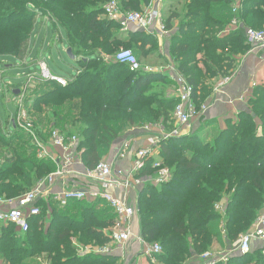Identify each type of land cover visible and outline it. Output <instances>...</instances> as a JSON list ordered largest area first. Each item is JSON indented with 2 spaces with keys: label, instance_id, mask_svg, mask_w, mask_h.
Here are the masks:
<instances>
[{
  "label": "trees",
  "instance_id": "1",
  "mask_svg": "<svg viewBox=\"0 0 264 264\" xmlns=\"http://www.w3.org/2000/svg\"><path fill=\"white\" fill-rule=\"evenodd\" d=\"M108 1L0 0V63L15 64L24 58L37 14L64 30L78 69L67 76L65 86L50 81L43 92L34 93V100L26 99V105L32 102V109L39 113L37 124L79 138L82 163L88 169L115 146L119 149L121 138L132 127L160 123L171 128L177 104L176 97L152 90L158 83L172 85L165 74L131 71L111 57L121 44H128L142 63L157 44L138 28L122 37L116 31L120 23L103 14ZM150 2L119 0V5L122 11H139ZM231 4V0H188L184 10L169 12L163 19L166 29L179 19L170 58L192 85L197 105L210 92L211 79L235 70L237 57L250 47L244 28L221 33L235 16ZM239 6L236 15L245 27L264 29V0H241ZM157 157L170 169V177L153 185L148 178L154 175L156 157L144 160L136 175L143 182L137 189L135 216L141 239L160 245L161 251L153 254L159 264H188L220 243L222 236L237 239L264 207V86L255 85L245 109L227 117L224 125L202 120L190 133L162 140ZM54 169L50 159L38 157L26 134L16 127L10 131L0 119V197L24 194ZM219 201H224L222 212L216 210ZM41 207L25 233L0 224V264H41V260L120 264L110 254H79L72 243L75 238L82 245L101 247L112 241L108 230L115 215L101 199ZM255 252L264 264V245ZM251 253L234 252L226 263L214 264H246Z\"/></svg>",
  "mask_w": 264,
  "mask_h": 264
},
{
  "label": "built area",
  "instance_id": "2",
  "mask_svg": "<svg viewBox=\"0 0 264 264\" xmlns=\"http://www.w3.org/2000/svg\"><path fill=\"white\" fill-rule=\"evenodd\" d=\"M241 0H231V11L235 15L228 28L221 33L227 34L230 30L244 28L246 41L251 49H259L264 53V29H255L245 27L242 20L236 15L240 8ZM103 14L105 17L116 20L128 30L136 27L141 30L149 31L155 23H160L161 28L165 27L161 22V14L157 8H144L140 11H122L119 0H109L103 5ZM113 59L119 63L128 66L129 70H144L145 72H160L166 74L173 84L174 95L177 98V104L171 115L172 127L166 129L162 124H146L142 128L148 132L153 127L158 128L154 134L148 137V143L145 146L137 148L133 153V160L125 167V170L115 168V162L125 160L131 147V141L126 139L122 142L116 154L110 160L103 159L97 165L88 169L83 166L81 154L83 150L78 148L79 138L76 135H67L57 128H49L45 125H39L29 115L26 101L21 98L16 103L17 110L14 116V126L18 127L34 146L39 158L50 159L55 169L40 179L31 189L24 194L13 197H0V224L12 225L19 233H25L29 229L30 218L39 215L42 211V204L47 205L51 202L57 203L59 207L66 206L71 201L82 199L99 198L105 202L113 211L115 218L109 228V236L117 245L124 244L132 236L131 220L135 216L136 202L133 205L128 204L126 197H118L112 191L122 189L124 192L138 189L142 184V179L136 175L144 164V160L155 156L152 168L155 170L154 175L148 180L153 185L161 184L170 177V169L163 165L162 160L157 157L159 144L162 140L170 137L182 136L192 131L191 120L200 112L207 108L206 103L197 105L194 101V89L188 83L186 78L178 72L175 66L166 67L150 66L140 63L135 54L130 49H121L115 53ZM38 76L43 80L56 82L65 86L68 82L67 77H62L51 73L46 59L38 62ZM163 68V70H161ZM2 70L0 69V72ZM235 70H231L226 76L220 77L215 90H219L226 84H229L235 77ZM254 86V84H253ZM244 100V95L240 96ZM58 149V150H55ZM76 165L82 167L81 170ZM87 180L85 183L90 184L83 186V182L78 179ZM91 183L93 185H91ZM58 185V190L54 186ZM216 210L222 211L220 205H216ZM145 243V253L150 258L153 254L159 253L161 247L158 243ZM258 240L264 244V207L259 212L252 227L245 233L241 234L235 252L247 254L252 250V241ZM79 254H84V250L77 249ZM106 246L100 247L98 253H107ZM232 252L225 254H213L211 251H205L197 257L202 259L204 264H214L222 261L226 263ZM48 264V262H42ZM191 264V263H190ZM194 264V263H193Z\"/></svg>",
  "mask_w": 264,
  "mask_h": 264
},
{
  "label": "crops",
  "instance_id": "3",
  "mask_svg": "<svg viewBox=\"0 0 264 264\" xmlns=\"http://www.w3.org/2000/svg\"><path fill=\"white\" fill-rule=\"evenodd\" d=\"M166 1L167 0H151L149 5L146 6L145 8L159 9L161 14V22H163V19L166 16L165 14L168 12V8L165 9ZM178 25H179V19L176 18L173 19L172 27L170 29L165 28L163 30L160 26V23H155L151 26L149 31L144 30L147 33V35L155 39L157 44L156 51L149 53L148 57H151L153 54H156V56L159 59L165 57L169 60L168 63H164L161 65H155V64H147V65L158 66V67H166L168 65L175 66V64L172 62L170 58L169 50L171 46L172 37L177 33ZM134 29L137 28L136 27L129 28L127 32H131V30ZM63 41H66V35L64 30L61 29L53 20L49 19L47 16L37 14L34 20L33 31L28 41V49L26 55L21 61H19L16 64L17 66H23V68L19 67L18 69L26 70L30 68V65L37 66L40 60H43L45 58L47 59L48 57H50L52 50L58 48V45ZM149 48H150V44H147L146 49ZM236 62H237L235 67L236 74L234 79L229 84H226L224 87L220 88L219 90H215V86L221 76L214 77L211 79L210 92L208 93L207 96L203 97V101H202L203 103L207 104V108L204 112H200L192 118L191 126H190L192 129L197 128L202 120H212L215 121L220 126L224 125V122L225 120H227V117H233L240 110L245 109L244 106L246 105V100L249 97L252 88L257 83L260 84L264 83V53L262 50L251 49L249 47L247 52L244 53L240 58V60H237ZM161 70H163V68ZM16 73L17 75L22 76L28 72H24V73L16 72ZM160 73L163 72L160 71ZM12 84L16 85V83H12ZM168 86L171 90L170 92L167 91V95H168L167 97L170 96L175 97L173 91V84L172 85L170 84ZM243 95H244V100H240V96ZM157 131L158 128L155 127H153L152 131L150 132L143 129L142 127L141 128L132 127L128 129L126 135L120 140L121 144L126 139H129L131 141L130 144L131 147L128 152V157L125 160L116 161L115 168L120 170H125V167L128 165V163H130L131 160H133L134 151L141 146H145L148 143V139H149L148 137L150 136V134H154ZM117 150H118L117 146L112 148L107 160H110L112 156L116 154ZM76 168L79 170L82 169V167L79 165H76ZM78 181L83 182L85 184L87 180H84L83 178L80 177ZM91 185L93 184L91 183ZM59 187L61 186L55 185L54 190H58ZM112 192L118 197H126L128 204L134 206L137 198V189L129 190L127 192H124L122 189H115ZM223 204L222 205L219 204V205L222 207ZM131 233L132 236L130 237V239L127 240L122 245H117L113 241H111L109 244L104 245L107 247L108 251L107 253H100V254L102 255L110 254L117 256L118 260L119 261L121 260L123 262L122 264H141L140 262L143 261L146 253L144 251L145 243H142L140 240L141 239L140 223L138 216H134L133 219L131 220ZM72 243L77 249H79V251L83 249L84 250L83 253H87L91 251L97 252L98 249L100 248L91 245H82L78 243L75 238H72ZM216 245L217 243H215L213 247H215ZM263 245L264 244L258 240L252 241V248L254 249H257ZM213 254H216V252H213ZM190 263L204 264L203 260L198 258L197 256L192 257L189 260L188 264Z\"/></svg>",
  "mask_w": 264,
  "mask_h": 264
},
{
  "label": "rangeland",
  "instance_id": "4",
  "mask_svg": "<svg viewBox=\"0 0 264 264\" xmlns=\"http://www.w3.org/2000/svg\"><path fill=\"white\" fill-rule=\"evenodd\" d=\"M186 2H188V0H167L165 4V9L168 8V12L165 15L167 16L169 12H172V11L184 10V4ZM116 31L119 32L122 37L128 34L127 30H123V27L121 26L119 29H116ZM66 49H67L66 41H63L62 43L58 45V48H55L54 50H52L50 57H48L47 59L45 58L51 73L62 76V77H67L69 75H73L75 73V70L78 69L79 67L78 58L77 57L74 59L70 58L66 53ZM121 49L132 50L131 47H128V44L126 46L121 44L120 47L116 51L121 50ZM114 55L115 54L113 53L111 57L113 58ZM242 55H239L237 59L240 60ZM141 61L144 64H155V65L164 64L163 60L161 58L159 59L156 56V54H153L151 57L143 58ZM18 62H19L18 60H15V64H12L4 60L3 62L0 63V69L2 70L0 72V119L2 120L5 126H8V129L10 131H12L15 128L13 121H14V116L16 114V110H17L16 103L21 98V96L24 98L25 101L26 99L34 100V93L36 91L43 92L45 90V87L49 86V82H50L47 80H43L41 77L38 76V73H37L38 65L37 66L30 65V68L26 70H20L18 68L19 67L23 68V66H17L16 64ZM16 72H19V73L28 72V73L20 76V75H17ZM12 83H16V85ZM257 84H260V83H257ZM260 85L264 86V83H261ZM15 90H19V94H14L13 92ZM152 90L154 92H158V94L162 96H168L167 91L170 92L171 89L169 88L168 85L158 83L155 85L154 89ZM32 104H33L32 102L27 103L26 107L28 108L29 115L35 120V116H37L39 113H37L36 111L32 109L33 108ZM244 107H246V105ZM7 116H9V118H7ZM7 119L9 120L8 123L6 122ZM157 124H160V123H157ZM16 130H19L17 126H16ZM104 159H108V154L107 156L104 157ZM219 204L222 205L223 201H219ZM239 237L235 240H231L228 238L226 239L224 236H222V238L220 239L221 242L217 243V245L213 247V250L211 249L210 251L216 252V254H219V255L225 254L227 252L234 253L236 250L238 241H239ZM255 251L256 249L252 248V253H251L252 257L249 258L246 264H260V262L258 261V255ZM42 262H45V261H42ZM119 262L120 264L123 263L121 260ZM140 263L141 264H159V262L155 258H150L148 255H145V258Z\"/></svg>",
  "mask_w": 264,
  "mask_h": 264
},
{
  "label": "water",
  "instance_id": "5",
  "mask_svg": "<svg viewBox=\"0 0 264 264\" xmlns=\"http://www.w3.org/2000/svg\"><path fill=\"white\" fill-rule=\"evenodd\" d=\"M66 53H67V55H68L70 58H72V59L75 58V56L72 54V50H71L70 47H67V49H66ZM13 93H14V94H19V90H15Z\"/></svg>",
  "mask_w": 264,
  "mask_h": 264
}]
</instances>
